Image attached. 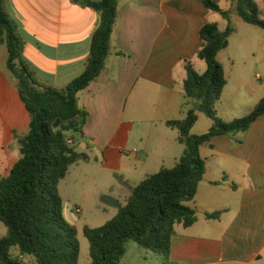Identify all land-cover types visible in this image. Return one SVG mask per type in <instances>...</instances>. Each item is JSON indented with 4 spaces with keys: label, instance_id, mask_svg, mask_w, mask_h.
<instances>
[{
    "label": "crops",
    "instance_id": "1",
    "mask_svg": "<svg viewBox=\"0 0 264 264\" xmlns=\"http://www.w3.org/2000/svg\"><path fill=\"white\" fill-rule=\"evenodd\" d=\"M6 1L23 8L32 6L26 4L29 0ZM81 1L66 0L50 25L31 31L34 42L30 51L23 48L26 59L22 57V60L43 87L64 89L86 69L100 15L82 6ZM214 1L222 9L231 8L230 0ZM255 1L264 19V0ZM118 2V19L105 68L78 96L90 118L75 148L85 155L86 151L98 149L104 163L118 153L126 154L122 158L128 162L118 161L114 168L115 175L123 178L125 189L116 191V184L109 188V195L124 206L133 188L146 177L179 162L185 147L179 141L178 129L169 128L166 123L184 120L197 105L185 96V64L191 62L203 74L207 65L198 58L203 45L200 31L208 23H217L224 31L228 21L207 9L202 0ZM231 23L235 32L228 48L218 56L227 85L216 108L225 122L250 114L264 98V30L236 14L231 16ZM221 58H225L224 62ZM7 60L8 49L0 41V174L3 176L20 159V140L25 138L21 135L31 123ZM243 107L245 114L241 111ZM82 144L85 146L81 151L78 148ZM203 148L209 150L202 156L207 162V173L197 196L188 203L197 211V222L189 228L176 227L171 262L264 264V115L247 131L216 136L201 151ZM14 155L17 160L11 164ZM68 175L69 172L66 178ZM109 208L113 219L119 209ZM216 212H221L219 219L207 218V214ZM31 260L24 257L26 263ZM31 264H35L33 260Z\"/></svg>",
    "mask_w": 264,
    "mask_h": 264
},
{
    "label": "trees",
    "instance_id": "2",
    "mask_svg": "<svg viewBox=\"0 0 264 264\" xmlns=\"http://www.w3.org/2000/svg\"><path fill=\"white\" fill-rule=\"evenodd\" d=\"M5 1L0 0V41L8 49L7 68L15 78L31 123L29 134L20 140V159L7 176L0 174V222L7 230L0 237V264H29L24 257H29L35 264H81L79 231L64 215L59 185L72 165L89 160L75 148L90 118L78 96L105 68L119 2H80L100 15V25L91 42L90 58L82 75L64 89H53L39 85L34 72L22 60L23 39L19 36L17 23L4 7ZM202 1L207 9L219 13L229 25L224 31L217 23L202 27L203 45L198 58L207 65L203 74L191 62L185 64V96L197 105L184 120L166 123L167 127L180 132L179 141L185 147L183 154L174 167L162 168L133 188L132 195L112 220L97 228L84 227L90 245L89 264H122L131 241L161 255L164 264H174L171 262V245L176 227L189 228L197 222V211L188 203L197 196L207 173L201 147L216 136L247 131L264 115V98L250 114L232 122L223 121L216 108L227 85L218 56L228 48L235 32L230 24L231 16L236 14L246 23L264 30L259 5L255 0H230L231 8L225 10L214 0ZM198 113L209 118L213 126L204 134L193 135ZM220 216L221 212L207 214L209 219Z\"/></svg>",
    "mask_w": 264,
    "mask_h": 264
},
{
    "label": "rangeland",
    "instance_id": "3",
    "mask_svg": "<svg viewBox=\"0 0 264 264\" xmlns=\"http://www.w3.org/2000/svg\"><path fill=\"white\" fill-rule=\"evenodd\" d=\"M65 1L66 0H29V2L26 1V4L29 5V3H31L32 6L29 5L26 8L16 6V2L7 4V1H5L4 7L8 10L7 12L10 18L17 23L20 29L24 50L26 49V51L29 52L34 42V35L31 31L38 26L50 25L51 21H54L53 18L56 12L62 5H65ZM47 13H52V16ZM230 24L235 29L231 21ZM22 54L23 59H26L24 53ZM221 60L224 62L225 58H221ZM202 64L204 65V62H202ZM244 110L245 108L243 107L241 109L243 112L242 114H245ZM198 115L199 120L192 130L193 135L204 134L213 126V122L203 113H198ZM28 134L29 129L21 136L26 137ZM79 141H77L76 146ZM83 144L78 148L81 151L84 150L85 145ZM208 153L209 150L206 148H203L201 151L202 156H206ZM86 154L89 160H81L82 162L79 161L72 165L68 178L62 180L59 185L64 203V215L79 231V240L81 243L80 261L82 264L90 263V245L88 239L84 235V227L97 228L112 220L110 217L112 211L104 204L103 198L105 196H110L111 190H109V188L113 184H116L114 188L116 191H124L125 185L123 178L119 175H115L114 168L117 166L118 161L122 160L123 162H128V159L122 158L125 157L124 155L126 154L121 153H118V156H114V159H110L106 163L103 162V155L98 149H93V152L86 151ZM11 158V164L16 162L17 157L15 155ZM138 178L141 179L143 177ZM6 231L4 224L0 222V237L4 236ZM157 259H163V257L143 249L136 242L131 241L129 243V252H127L123 258V262L124 264H159L160 262L162 263V261L164 262V259L162 261ZM31 261L29 264H31Z\"/></svg>",
    "mask_w": 264,
    "mask_h": 264
},
{
    "label": "water",
    "instance_id": "4",
    "mask_svg": "<svg viewBox=\"0 0 264 264\" xmlns=\"http://www.w3.org/2000/svg\"><path fill=\"white\" fill-rule=\"evenodd\" d=\"M55 127H58V123L55 125ZM103 202L105 205L109 206V207H113V208H117L120 209L122 206L119 202H117L113 197L111 196H105L103 198Z\"/></svg>",
    "mask_w": 264,
    "mask_h": 264
},
{
    "label": "built area",
    "instance_id": "5",
    "mask_svg": "<svg viewBox=\"0 0 264 264\" xmlns=\"http://www.w3.org/2000/svg\"><path fill=\"white\" fill-rule=\"evenodd\" d=\"M78 212H79V210H78Z\"/></svg>",
    "mask_w": 264,
    "mask_h": 264
}]
</instances>
